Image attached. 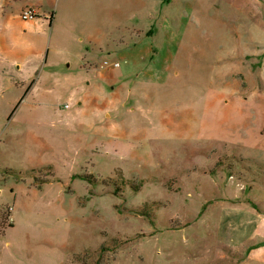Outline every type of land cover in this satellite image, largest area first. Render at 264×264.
<instances>
[{
    "label": "rangeland",
    "instance_id": "374dc122",
    "mask_svg": "<svg viewBox=\"0 0 264 264\" xmlns=\"http://www.w3.org/2000/svg\"><path fill=\"white\" fill-rule=\"evenodd\" d=\"M13 6L0 264H245L255 243L232 256L202 217L264 206V0ZM143 39L160 74L137 86L122 51Z\"/></svg>",
    "mask_w": 264,
    "mask_h": 264
},
{
    "label": "crops",
    "instance_id": "0c3cea01",
    "mask_svg": "<svg viewBox=\"0 0 264 264\" xmlns=\"http://www.w3.org/2000/svg\"><path fill=\"white\" fill-rule=\"evenodd\" d=\"M37 0H0V29L8 30L11 29V22L13 18L9 13L10 8H13L14 4L30 5L36 3ZM38 19V18H37ZM35 20V18L33 19ZM140 38V37H139ZM147 40H141L135 49L138 52L129 50H124L126 57L131 59L128 63L127 71L123 76L124 79H129L133 76H137L135 79V84L137 86H142L145 79L150 80L152 83L156 82V76H159L160 69L156 66L157 60H153L152 48L145 47ZM1 47V46H0ZM13 48L12 45L7 46V49ZM147 57H150L148 62H144ZM12 64L15 60L11 61ZM9 62V63H11ZM8 63V64H9ZM120 64V63H119ZM121 65V64H120ZM27 69L24 70L29 76L33 73L29 65L26 66ZM122 65L120 66V68ZM13 68V67H12ZM85 68L87 66L85 65ZM106 150V149H105ZM104 150V151H105ZM215 214L211 215L212 211L202 217V220L206 222L216 220L219 225L218 231L216 232L217 238L221 240L223 247L228 249V252L232 256H240L246 252L247 244L255 243L254 250H251L249 259H246L245 264H264V206L255 207L249 202L240 201L237 203L223 202L216 204ZM214 208V207H213ZM211 216V217H210ZM14 226V225H13ZM15 227V226H14ZM9 227L8 229L14 228Z\"/></svg>",
    "mask_w": 264,
    "mask_h": 264
},
{
    "label": "built area",
    "instance_id": "2783aa9c",
    "mask_svg": "<svg viewBox=\"0 0 264 264\" xmlns=\"http://www.w3.org/2000/svg\"><path fill=\"white\" fill-rule=\"evenodd\" d=\"M35 17H36L35 16V12L33 10H28V11L24 12L23 15H22V19L25 20V21H29L31 19H34ZM104 66H106V67L120 68L121 65L118 62H116L114 64H111V63H109V62L106 61L104 63Z\"/></svg>",
    "mask_w": 264,
    "mask_h": 264
},
{
    "label": "trees",
    "instance_id": "16d2710c",
    "mask_svg": "<svg viewBox=\"0 0 264 264\" xmlns=\"http://www.w3.org/2000/svg\"><path fill=\"white\" fill-rule=\"evenodd\" d=\"M10 226H11V227H14V226H13V224H12V225H10Z\"/></svg>",
    "mask_w": 264,
    "mask_h": 264
}]
</instances>
